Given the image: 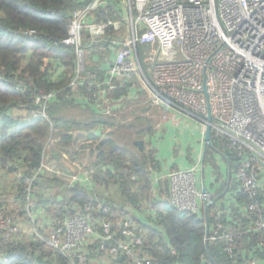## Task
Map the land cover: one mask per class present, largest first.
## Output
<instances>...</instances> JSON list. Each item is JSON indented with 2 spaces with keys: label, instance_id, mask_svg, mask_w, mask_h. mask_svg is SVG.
<instances>
[{
  "label": "trees",
  "instance_id": "obj_1",
  "mask_svg": "<svg viewBox=\"0 0 264 264\" xmlns=\"http://www.w3.org/2000/svg\"><path fill=\"white\" fill-rule=\"evenodd\" d=\"M87 2L89 0H0V172L13 175L10 185L16 192L15 195L9 193L8 197L13 195L12 202L18 200L26 204L30 186L26 179L35 174L46 158V138L55 127L60 131L56 136H61V140L53 148L51 156L57 158L55 162L63 172L40 175L31 187L33 191L36 185L34 193L38 208H34V212L46 216L45 222L51 223L48 229L62 225L66 217L83 213L85 204L101 202L103 208L97 211V215L111 223V230L118 238H125L124 221L121 220L132 217L134 225L131 228L142 237V244L137 245L136 250L149 256L153 264H244L241 261L251 254L258 257L255 248L257 237L253 235H247L232 252H225L224 239L207 241L204 211L193 213L175 208L169 199L167 182L162 181L160 189L158 186V199L152 196L153 174L163 170L161 150L151 140L157 134L159 122L146 114L152 102L135 74L113 78L114 89L103 86L107 98L113 103V112L107 116L100 91L92 92L83 84L76 90L72 89L71 83L79 74L94 72L99 81L106 80L107 70L101 68L115 55L113 41L119 32L110 23L104 34L93 40L90 30L85 28L83 45L87 63L84 70L79 71L75 46L63 41L69 36L73 13ZM123 11L122 0H107L89 15L88 20L123 21ZM147 49L148 45L138 44L145 72L149 67L144 61ZM98 56L99 60H96ZM55 92H58L52 98L55 103L45 118L41 113V103L36 99L42 94ZM76 94L81 102L85 101L84 106L90 112L88 118L75 119L67 115L74 105L78 108L83 106L74 103ZM139 97L141 100L145 98L146 104L140 102ZM116 102L119 106L115 113ZM19 110L28 113L20 114ZM32 110H35V116L30 114ZM123 110H128L130 117H125L126 114L118 117ZM84 112L82 109L81 113ZM165 127L172 130L170 124ZM124 128L128 131L126 135L120 133ZM175 132L178 135L177 129ZM121 136L125 138L124 142L117 139ZM164 137L167 141L170 139V135ZM90 139L91 143L77 148L81 140ZM142 139L146 142L143 150L135 143ZM212 143L215 149L210 146L206 149L203 171L208 190L218 198L208 210L210 237L217 231L218 223L225 228L245 223L247 214L243 212V202L245 199L248 201L246 195L240 194V182L236 177L242 157L227 139L217 137L214 132ZM176 149L175 145L174 155L179 158L181 155ZM193 152L192 147H187L186 153L182 151L188 163L182 165L183 158L176 159L171 170L194 164ZM76 161L86 162V170H92L90 176L97 184L95 191L81 182H72ZM2 193L0 208L4 204L1 202ZM150 199L152 202L148 207L154 210L147 213L139 209V204ZM156 210L158 214L154 215ZM98 226L104 232L101 222ZM2 235L5 238L0 239V264L79 262L78 257L75 262L70 261L60 251L48 248L25 230L19 229L9 237L0 232ZM103 245L107 248L110 244L100 238L86 245V264L105 263L106 248L103 249ZM202 255L205 261H202ZM110 264H128V260L111 258Z\"/></svg>",
  "mask_w": 264,
  "mask_h": 264
},
{
  "label": "built area",
  "instance_id": "obj_2",
  "mask_svg": "<svg viewBox=\"0 0 264 264\" xmlns=\"http://www.w3.org/2000/svg\"><path fill=\"white\" fill-rule=\"evenodd\" d=\"M106 1L89 0L76 10L69 36L63 42L75 46L78 69L83 71L86 55L83 30L88 28L95 40L112 23L119 32L113 41L116 49L113 61L106 67L108 77L101 82L94 72L79 74L71 83L72 89L76 90L80 84L87 85L92 92L100 91L105 103L104 85L114 89L113 78L135 74L147 90L152 105L176 111L183 118H193L203 131V142L207 117L211 114L212 132L227 139L242 157L236 177L240 182V194L246 195L248 201L243 202V212L247 214L245 223L228 228L218 223L215 234L212 237L209 234L206 240L224 239L225 252H232L247 235L256 236L258 257L251 254L241 262L264 264V0H122L123 21H89V15ZM124 26L126 33L123 34ZM138 44L148 45L144 51V61L149 65L146 72L139 58ZM205 85L208 99L203 90ZM57 93L43 96L44 103ZM75 98L80 100L77 94ZM112 112L108 107L105 115ZM54 139L60 140L51 137L50 142ZM203 153L204 148L194 164L165 175L170 181L171 203L178 210L198 213L203 201L213 205L218 199L212 191L204 194L201 190ZM56 159H44L35 174L26 179L30 185L26 198L27 217L32 226L34 224V232L29 233L70 261L75 262L78 257V264H86V245L100 238L110 244L107 248L102 246L106 248L104 264L121 256L128 264H153L149 256L136 250V246L142 244V237L131 228L134 225L132 217L121 220L124 221L125 238H118L111 230V223L97 215L103 208L101 202L85 204L83 213L66 217L62 225L48 229L51 223L45 222L46 216L34 212L36 201L31 187L40 175L63 172ZM75 164L72 182H81L95 191L97 184L90 176L92 170H86V162L76 161ZM157 181L153 182L152 192L157 190ZM151 202L152 199L139 204V209L146 210ZM157 214L156 210L154 215ZM13 221L10 216L4 219L0 213V232L8 237L17 233L19 228ZM100 222L104 232L100 231ZM201 259L206 260L203 255Z\"/></svg>",
  "mask_w": 264,
  "mask_h": 264
},
{
  "label": "rangeland",
  "instance_id": "obj_3",
  "mask_svg": "<svg viewBox=\"0 0 264 264\" xmlns=\"http://www.w3.org/2000/svg\"><path fill=\"white\" fill-rule=\"evenodd\" d=\"M125 12L127 13L128 11L125 9ZM126 13H124V14L126 15ZM126 17H127V15H126ZM129 26L131 28L130 23H129ZM121 32L123 34L126 33V26L122 27ZM84 60H85V58H84ZM107 61H109V60L107 59ZM86 63H87V61L83 62L84 66H86ZM48 95H50V94H42V96H40L36 99V102L41 103V113L43 114V117H45V118H47V116H49L48 110H50L51 106L55 103V101L52 98L49 99L46 103H44L42 98H43V96L47 97ZM138 95L136 96L137 98H138ZM144 99L145 98H142V100H141V98H140V102H142L143 104H146L143 101ZM60 105H63V103H61ZM60 105L57 104L56 106L61 108ZM132 105H136V104L133 103ZM75 107H77V108H75ZM80 108H78V106L74 105V107H71L69 109V113L75 119L88 118L90 115L89 110L85 106L82 107L81 109ZM82 109L85 111L84 113H81ZM17 112L20 114H27L28 113L26 110H22V111L19 110ZM127 113H128V110L127 111L123 110L121 112V116L126 114L125 117L126 116L130 117L131 113L130 112L128 114ZM70 114H67V115H70ZM146 114L148 116H150L151 118L153 117L154 120H157V122H159L157 134H155V138L151 139V140H152L153 145L155 147L160 148L161 157L165 161L168 162V159H165V157L170 152V157H172V158H170L171 161L174 159L179 160V158H183L184 161L183 162L180 161V162H181V164L182 163L186 164V163H188V161L186 160V155H185L187 147H192L194 149V152H193L194 157H196L197 154H199L200 149H202V148L207 149V146H205L203 144L204 142H202L203 131H202L200 126L197 127V123L193 118H191V117H184L183 118L180 114H177L176 111H173L171 109H170V111H166L163 108L156 107L152 104L150 105L149 108L146 109ZM105 116H107V114ZM166 124H170V127L172 128V130L169 131L165 127ZM165 129H167V132H165V134H162V131ZM176 129L179 131L180 135H179V133L177 135V133L175 132ZM110 130H112V129H109V131ZM120 133L123 135H126V134H128V131H127V129L124 128L123 130L120 131ZM56 134L60 135V132H57L55 130V127H54L51 129V132H49V134L46 138L45 145L47 143L48 138L51 135H56ZM106 134H107V132H106ZM165 135H170L169 144L167 143V140L164 137ZM177 137H178V140H176ZM117 139L120 142L125 141V138L122 136L120 138L117 137ZM148 140H149V138H148ZM142 141H144V144L146 143L144 139H142ZM197 142H198V144H197ZM56 144H57V139H54L44 147L47 151L46 161L50 159L51 152H52V150ZM175 145L178 147V149H176V151H178V154L180 153V155H181V156H179V158H177V156L174 155ZM176 151H175V153H176ZM182 151H185V153L181 154ZM204 155L205 154L203 153V164H204ZM87 158H89V156ZM3 173L0 172V193L3 192L1 202H4V204L0 208V213L3 215L4 219L8 218V216H10L14 220L13 224L18 226V228L20 230H25L27 232V234H29V232H34L33 231L34 224L32 226V223L30 222V220H28V217L26 215L28 212V209H29V206L27 205V200H26V204L24 203V201H20V203L18 202V200H14L13 202L11 201V198L13 195L8 197V194L9 193H13L14 195L16 194V192L13 191V189L11 188V185H10L13 182V175L12 174L7 175V174H5V173L3 174ZM2 209H4V212L2 211ZM6 212H8V213H6ZM24 218H26L27 220H24ZM35 226H39V224L35 223ZM2 237H3V235L0 236V239Z\"/></svg>",
  "mask_w": 264,
  "mask_h": 264
},
{
  "label": "crops",
  "instance_id": "obj_4",
  "mask_svg": "<svg viewBox=\"0 0 264 264\" xmlns=\"http://www.w3.org/2000/svg\"><path fill=\"white\" fill-rule=\"evenodd\" d=\"M114 57V56H113ZM113 57H112V59H110V61H107L106 60V64H103V67L101 68L103 71H106V67L113 61ZM96 60H99V56L98 57H96ZM106 74V73H105ZM76 104H83L80 100L76 103ZM105 107L104 108H112V105H113V103H111L110 101H108V100H106L105 101ZM83 106H84V104H83ZM82 106V107H83ZM118 106H119V102H116V103H114V112L116 113V111L118 110ZM103 108V109H104ZM70 116H72L71 114H70ZM73 117V116H72ZM118 117H120V113H119V115H118ZM169 142H170V139L167 141V143L169 144ZM197 144H198V142H197ZM158 148V150L160 151V149H159V147H157ZM200 152H201V149H200ZM199 152V153H200ZM160 157H161V155H160ZM170 158H172V157H170V152H169V154L165 157V159H168V162L167 161H165L162 157H161V159L163 160L162 162H163V170L162 171H158V172H155L154 174H153V178H152V180L154 181V180H156V179H158V182H157V185L159 186V189L161 188L160 187V183L162 182V181H165V182H167L169 185H170V182H169V180L165 177V175L168 173V172H170V170L172 169V167H174L173 166V164L174 163H176V159H174V160H172L171 161V159ZM197 160V159H196ZM191 165H192V163H191ZM61 169V168H60ZM162 179H167V180H162Z\"/></svg>",
  "mask_w": 264,
  "mask_h": 264
},
{
  "label": "water",
  "instance_id": "obj_5",
  "mask_svg": "<svg viewBox=\"0 0 264 264\" xmlns=\"http://www.w3.org/2000/svg\"><path fill=\"white\" fill-rule=\"evenodd\" d=\"M203 90H204V93L206 94L207 99H208V90H207L206 85L204 86ZM207 120H208V124H207V127L205 129V138L204 139H205V142L208 146L215 149L214 144L212 143V124H211L212 116H211V114L208 115ZM135 143L141 150L144 149V141L138 140ZM221 155H223V154L221 153ZM202 192L204 194L207 193V187L205 184H203V186H202ZM210 205H211V203L208 201L203 202L204 214H205V219L207 222L206 237L209 236V232H210L209 223H208V208ZM121 259H123V257H121L120 260Z\"/></svg>",
  "mask_w": 264,
  "mask_h": 264
},
{
  "label": "clouds",
  "instance_id": "obj_6",
  "mask_svg": "<svg viewBox=\"0 0 264 264\" xmlns=\"http://www.w3.org/2000/svg\"><path fill=\"white\" fill-rule=\"evenodd\" d=\"M102 36V35H101ZM100 36V37H101ZM96 40V39H95ZM114 47V46H113ZM115 51H116V49H115ZM114 56V55H113ZM110 59H112V58H110ZM110 59H109V61H110ZM107 75V74H106ZM106 99L109 101V99L107 98V95H106ZM78 101H74V103L76 104ZM83 104H85V101H83L82 102ZM94 105V104H93ZM112 109V108H111ZM32 111H35V110H32ZM106 111V108H104V112ZM30 114H31V112H30ZM31 115H33V116H35V114H31ZM43 116V115H42ZM57 132H60L59 130H57V129H55ZM57 135V134H56ZM56 135H51L50 136V138L51 137H54V138H60V140H61V136H56ZM50 138L48 139V141H47V143H46V145L47 144H49L50 143ZM204 138H205V134H204ZM59 140V141H60ZM91 140V139H90ZM84 141H86V140H81L80 142H79V144H77V148L79 149V147L81 146V145H83V144H85V143H82V142H84ZM203 142V141H202ZM204 144L207 146V148H208V145L206 144V142H205V139H204ZM45 145V146H46ZM144 147H145V144H144ZM44 152L47 154V151H46V149L44 148ZM205 152H206V148L204 149V154H205ZM222 153V152H221ZM51 154H52V152H51ZM223 154V153H222ZM198 155L199 154H197V156L195 157L196 159H197V157H198ZM55 157H52L51 155H50V159L52 160V159H54ZM49 159V160H50ZM45 160H46V158H45ZM49 160H47V161H49ZM59 160V159H58ZM185 167V166H184ZM172 171V170H171ZM203 171H204V168H203ZM202 175H203V173H202ZM229 175L231 176V172L229 173ZM168 179V178H167ZM154 182V181H153ZM158 182V181H157ZM170 182V181H169ZM203 184H205L206 185V183H205V181H204V175H203V182L201 181V190H202V186H203ZM207 187V186H206ZM156 188H157V190L156 191H154V192H152V188H151V192H152V196L153 197H156L157 199H158V194H159V190H158V185H157V183H156ZM169 188H170V185H169ZM35 189H36V187L33 189V195H34V198H35ZM207 190H208V188H207ZM170 192V191H169ZM171 194V193H170ZM223 195V194H222ZM169 199H170V201H171V197L169 196ZM35 201H36V198H35ZM204 202V201H203ZM212 205H210L209 206V208L211 207ZM35 208H38L37 207V201H36V207ZM146 208H149L148 210L146 209V210H144V212H147V213H149V211H152V210H154V209H152V208H150V207H146ZM209 208H208V210H209ZM202 210L204 211V208H203V203H202ZM136 212V214L137 215H140V212L139 211H135ZM36 213V212H35ZM37 214V213H36ZM41 216H44V215H42V214H40ZM209 234H210V232H209ZM122 257V256H121ZM121 257H119V259L121 258ZM124 259V258H123ZM123 259H121V260H123Z\"/></svg>",
  "mask_w": 264,
  "mask_h": 264
}]
</instances>
